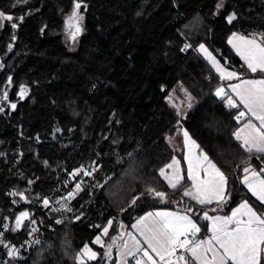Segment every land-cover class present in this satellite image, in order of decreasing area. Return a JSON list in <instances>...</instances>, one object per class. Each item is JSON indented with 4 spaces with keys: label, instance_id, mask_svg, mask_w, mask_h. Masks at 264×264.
Segmentation results:
<instances>
[{
    "label": "trees",
    "instance_id": "obj_1",
    "mask_svg": "<svg viewBox=\"0 0 264 264\" xmlns=\"http://www.w3.org/2000/svg\"><path fill=\"white\" fill-rule=\"evenodd\" d=\"M76 1L15 8L0 0V12L13 17L0 18V217L27 210L39 226L25 257L10 264H80L85 245L98 256L83 264H114L127 229L159 207L200 217L247 199L264 212L242 182L245 167L263 166L264 154L235 137L242 107L216 95L225 81L199 50L206 44L242 75L263 76L228 38L264 34V0H84L85 31L72 50L62 30ZM71 127L68 140L55 132ZM179 127L226 174V201L199 205L183 193L186 177L171 188L160 175L174 156L184 163L170 140ZM67 191L74 195L59 205ZM25 237L12 229L3 236L16 245ZM6 258L0 243V264Z\"/></svg>",
    "mask_w": 264,
    "mask_h": 264
},
{
    "label": "snow or ice",
    "instance_id": "obj_2",
    "mask_svg": "<svg viewBox=\"0 0 264 264\" xmlns=\"http://www.w3.org/2000/svg\"><path fill=\"white\" fill-rule=\"evenodd\" d=\"M81 4L76 3L74 8L76 11L73 12L70 20H77V13L80 9ZM0 18L7 21H12L11 15H6L0 12ZM235 18V14L229 16V22ZM22 19V17H21ZM16 24H12V27H16ZM81 29L77 23L76 32ZM239 43H233V41ZM260 41H264V34L260 35ZM229 43L236 49L237 54L242 57L248 69L255 73L257 71L264 73V43L258 42L255 36H237L233 34V37L229 40ZM199 50L204 52L208 59L217 67V71L222 73V78L233 79L239 78L235 72L229 71L226 74L224 70L220 68L218 61L215 57L208 52L203 44L199 46ZM242 84L245 86L242 90L241 85H233L231 89L239 97L240 104L260 122L259 127L253 124L249 120L245 127L251 129L249 135L242 137L240 132H237L236 138L238 140L243 139V146L246 147L248 152H252L255 149L258 153H264V79L259 80H243ZM23 95V91L21 93ZM217 96H225L227 93L223 88H220L216 92ZM227 103L229 106L236 108L239 104L235 100L228 97ZM16 107L15 104L12 105ZM245 116V112L241 111L236 119L239 121ZM184 136L190 140L188 133L185 131ZM195 144V141H191ZM198 147V145H197ZM203 159L208 160V157L204 155ZM173 165H179V161L173 160L172 164L167 165V168H173ZM209 167L214 170L217 180L213 181H198V174L192 169L191 160H189V172L188 176L193 180V187L199 195H193L190 192H185V195H193V199H196L200 204L211 203L212 198L208 197L205 193L211 191L213 198L218 202L224 198V190L227 186V177L218 169L214 164L209 161ZM208 171V169H205ZM245 172L249 171L247 168ZM177 173L179 170L177 168ZM160 175L165 176V170H160ZM261 173L252 171L251 178L245 176L242 181L247 185L249 191L255 196L260 202L264 203V179H260ZM171 187L176 188L179 181L183 179V176L177 174L175 177L165 176ZM79 189V185L76 186ZM152 193L163 198L165 193L157 192L154 189ZM70 195H74L71 194ZM138 199V198H137ZM136 201L133 200V204ZM47 206L48 201H44ZM71 211V209H68ZM241 210H244L241 212ZM191 211V209H188ZM238 215L246 216L247 219H237ZM28 217L27 212H22L19 217L16 218V228L21 226L23 219ZM158 218L152 221V224L145 226L143 230H140V234L144 236L147 248H143L139 241L135 242V251H129L127 255L135 256L136 252H142V256L147 258L150 264H157V260L149 254V249L152 253H155L156 257L160 261H165L168 257L167 264H174L170 259L177 249H184L190 254L189 258L184 255L177 257L178 261H183L184 264H261L262 257H264V214H258L247 201L243 202L239 208L233 211L230 217H216L211 218L204 214L205 219H213L211 232L212 237L204 240H198L192 245L191 240L188 236L191 234L195 236L200 232V228L188 215H179L173 212H149L145 217H142L138 221V225H143L146 220L150 218ZM60 223V221H57ZM111 221L108 222L109 227ZM234 225V226H233ZM7 227V225H5ZM134 227H137L134 225ZM108 234V227L103 229V235ZM2 235V233H0ZM183 237V239H181ZM95 243H101L100 236H97ZM3 243V241H0ZM191 245V246H190ZM110 251V250H109ZM211 253V259L208 258V254ZM14 255V253H10ZM81 255L88 256L89 259H95L96 253L92 251L87 245L82 249ZM125 255V253H121ZM83 264V260L80 261ZM135 264H145L143 258L136 259Z\"/></svg>",
    "mask_w": 264,
    "mask_h": 264
},
{
    "label": "crops",
    "instance_id": "obj_3",
    "mask_svg": "<svg viewBox=\"0 0 264 264\" xmlns=\"http://www.w3.org/2000/svg\"><path fill=\"white\" fill-rule=\"evenodd\" d=\"M233 34H236L237 36H246V37H252L255 36L258 40V42H262L264 43V41H260L259 40V36L257 35H253V34H245L242 32H238L235 31L233 32L229 38H228V42L229 40L233 37ZM233 43H239L238 41H233ZM230 44V43H229ZM205 46V48L208 50V52H210L216 59V61H218L219 66L221 69L224 70V73L226 74L229 71L235 72L237 74V76L239 77L237 78H233V79H227V78H222V73L220 71H217V67L213 64V62L208 59V57L206 56V54L202 51L201 54L206 58V60L212 65V67L214 68V70L220 75V77L222 79H224V84L222 86H224V90L227 93L228 97L231 96V98L233 100H235L237 102V104H239V106L242 107L243 112H245V116L241 119L242 123L239 126V128L237 129V132L241 133L242 137H245L247 135H249V133L251 132V129L246 128L245 125L246 123L251 120L253 124H256L259 127L260 122L257 121L255 119V117L251 116V114L247 111V109L244 108V106L242 104H240L239 101V97L236 95L235 92L232 91L231 86L233 85H237L240 84L241 85V89L242 90L245 86L242 84L243 80H259V79H264V75L263 76H248V75H242L237 69L231 67V66H227L225 65L226 63H224L221 58L219 59L217 56H215L212 52V50L206 45L203 44ZM230 46L232 47V49L236 52V49L232 46V44H230ZM212 51V52H211ZM238 55V54H237ZM241 60L244 62V60L242 59V57L240 55H238ZM245 64V62H244ZM246 65V64H245ZM247 66V65H246ZM248 68V67H247ZM259 72V71H257ZM220 88V87H219ZM226 96V95H225ZM186 131V130H185ZM185 131H181L180 135H177V139H176V143H179V147L178 148L179 151H181L184 155V163L182 164L181 158L176 155L174 156V158L171 160V162H169L167 165L172 164L173 160L179 161V165H173V168L169 169L167 168V165L163 168L165 170V176L168 177H175L177 174L183 176V179L179 181L178 185L179 186L181 183H183L185 181V177L188 180V184L185 187L183 193L185 192H190L193 195H199V193L196 192V189L193 187V180L189 178L188 176V172H189V160H191V164H192V169L194 170V172L196 174H198V181H213L215 182L217 180V177L215 175L214 170H212L209 167V161L214 164L216 166V168H218L225 176L226 174L224 173V171L219 167V165L212 159L210 158V156L208 155V153L198 144V142L190 135V133L188 131H186L188 133V137H190V140H188L185 136H184V132ZM235 133V134H236ZM236 137V135H235ZM191 141H195V144H192ZM241 145L243 146V139L239 140ZM198 145V147H197ZM243 148L247 151L246 147L243 146ZM252 152L258 153L255 151V149H253ZM264 154V153H261ZM204 155H206L208 157V160L205 161L203 159ZM251 165V164H250ZM248 165V166H250ZM247 167V166H246ZM245 167V168H246ZM177 168L179 170V173H177ZM205 169H208V171H205ZM252 171H255L257 173H261L260 175V179H264V165L263 166H259L258 170H249L247 171V176H249L251 178V174ZM165 176L164 179H165ZM227 177V176H226ZM168 183V185L171 187V185L169 184L168 180L165 179ZM246 187L247 185L244 184ZM173 188V187H171ZM248 189V187H247ZM227 186L224 190V198L221 201H217L215 198H213V193L211 191L205 193L208 197L212 198V202L211 203H206V204H200L196 199H193V195H185L188 199L194 201L195 203L199 204V205H209V204H213V203H222L224 201L227 200ZM249 190V189H248ZM256 198V197H255ZM247 201L249 203V205L258 213V214H264V212H262L261 210L257 209L256 206H254L249 200L247 199H243L240 202L236 203L234 206H232L230 208L229 211H209V210H205L200 214V217H194V215L192 213H190L187 210H182L181 207L179 205L173 207V206H164V207H159L156 208L154 210H150L146 213H144L143 215H141L139 218H137L131 225V227L129 229H127L124 238L122 239V242L119 244V247L117 248V252H116V258H115V263L114 264H135V260L136 259H140L143 258L145 261V264H150V262L147 261V258H144L142 256V252H136L135 256L132 255H127V253L131 250V251H135L134 249V245L136 241L140 242V245L143 248H147V244L145 242V238L144 236H142L140 234V230H143L145 228V226H149L152 224V221L154 219H158V218H150L149 220H146L144 222L143 225H138V221L142 218L145 217L147 215V213L152 212V213H156V212H173V213H177L179 215H188L196 224L197 226L200 228V232L197 233L195 236H191L188 237L189 240H191L192 245H194L198 240L204 239L207 240L209 238L212 237L213 233L211 232V228H212V224H213V219L216 217H230L232 216L233 211H235L237 208L240 207V205ZM264 204V203H263ZM244 210H241V212H243ZM207 213L208 217H211L213 219H205L204 218V214ZM237 219H247L246 216H242V215H238ZM204 223V225H203ZM134 225H136L137 227H134ZM234 226V225H233ZM181 239H183V237H181ZM191 246V245H190ZM121 253H125V255H121ZM149 254L153 256V258L155 260H157V264H167V260L169 259L168 257L165 258V261H160L158 257H156L155 253H152L151 250L149 249ZM180 255H184L186 258L190 257V254L188 252H186L184 249H177V251L175 252V254L170 258L174 264H184L183 261H178L177 257H179ZM208 258L211 259V253L208 254ZM198 264V262H197Z\"/></svg>",
    "mask_w": 264,
    "mask_h": 264
},
{
    "label": "rangeland",
    "instance_id": "obj_4",
    "mask_svg": "<svg viewBox=\"0 0 264 264\" xmlns=\"http://www.w3.org/2000/svg\"><path fill=\"white\" fill-rule=\"evenodd\" d=\"M31 1H33V0H13V6L15 8L16 7L22 8L23 5L29 4V3H31ZM76 3L81 4V7L77 13L78 19L77 20H70V17L72 16L73 12L76 11L75 8L73 7L72 11L69 12L65 16V21H64L63 30H62L63 38H64L67 46L72 50L77 49V47L79 46L81 37L85 31V12L82 10L85 3H84V0H77ZM20 15L25 16L23 14H20ZM19 18H21V17H19ZM77 23L81 29L79 32H76ZM212 53L220 59L219 55H217L214 52H212ZM225 65H227L229 67L228 64H225ZM0 68H1V64H0ZM220 88L224 89V86H221ZM22 91H23V95H26L29 91V87L22 86ZM6 94H8V92H6ZM13 104H15V103H13ZM185 130L186 129H184L183 127L182 128L179 127V131H178L177 135H180L181 131H185ZM55 132L56 133L57 132L62 133V138L65 140H68L72 136L73 128L71 127L66 131L64 129H61V128H56ZM177 135L174 137H171L170 140H171L172 144L179 147L180 146L179 143L175 142L177 139ZM258 167L259 166L256 164H251L250 166H247L246 168L248 170H258ZM245 176H247V172L244 171V174L242 176L243 180H244ZM70 193L74 194L73 191H67V192H64L63 194H59V196H58L59 197V205H61V199H63V197H68L67 200H69L73 196V195H70ZM66 205H67V203L63 206H66ZM67 208H68V206H67ZM22 212H27L28 217L22 220L21 226L19 228H16V218L19 217ZM17 217L14 219H11L10 217H6V218L0 217V233H2V235H0V241H3L2 244L4 246V249L6 250V253H7V258L2 261V264H10L11 262L16 263L19 259L24 258L26 255L25 253L29 249V246L34 242V234H35V231L37 230V228L39 227L38 226V220L36 218H34L33 216H31L27 210L20 211L19 215ZM5 225H7V227H5ZM8 229H12L13 231H23L24 233L27 234V237L24 238V240L22 241V243L20 245H16L15 243L8 242V241L4 240V238H3L5 231ZM87 246L89 248H91L92 251H94L96 253V258H97L98 251L89 245H87ZM10 253H14V255H10ZM80 259L81 260H87L89 258L86 255L82 256L80 254Z\"/></svg>",
    "mask_w": 264,
    "mask_h": 264
},
{
    "label": "built area",
    "instance_id": "obj_5",
    "mask_svg": "<svg viewBox=\"0 0 264 264\" xmlns=\"http://www.w3.org/2000/svg\"><path fill=\"white\" fill-rule=\"evenodd\" d=\"M242 119V118H241ZM191 235H189L188 237H190Z\"/></svg>",
    "mask_w": 264,
    "mask_h": 264
}]
</instances>
